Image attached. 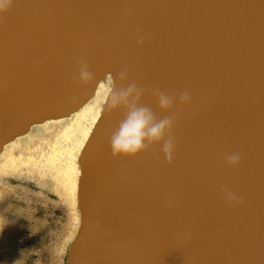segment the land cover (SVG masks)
I'll use <instances>...</instances> for the list:
<instances>
[{
  "label": "water",
  "instance_id": "obj_1",
  "mask_svg": "<svg viewBox=\"0 0 264 264\" xmlns=\"http://www.w3.org/2000/svg\"><path fill=\"white\" fill-rule=\"evenodd\" d=\"M108 80L66 264H264V0H13L0 17V155ZM130 85L134 106L173 120L171 164L162 145L113 157L129 108L111 98Z\"/></svg>",
  "mask_w": 264,
  "mask_h": 264
},
{
  "label": "bare ground",
  "instance_id": "obj_2",
  "mask_svg": "<svg viewBox=\"0 0 264 264\" xmlns=\"http://www.w3.org/2000/svg\"><path fill=\"white\" fill-rule=\"evenodd\" d=\"M111 88V80L102 82L93 99L81 110L68 118L33 126L27 134L7 144L0 155L1 175L18 179L48 177L54 182L51 192L73 217V225L68 227L64 239L66 244L73 243L80 225L77 208L81 175L79 158L101 116ZM38 184L42 186L43 183Z\"/></svg>",
  "mask_w": 264,
  "mask_h": 264
},
{
  "label": "rangeland",
  "instance_id": "obj_3",
  "mask_svg": "<svg viewBox=\"0 0 264 264\" xmlns=\"http://www.w3.org/2000/svg\"><path fill=\"white\" fill-rule=\"evenodd\" d=\"M53 184L48 177L0 174V264H66L73 217L51 192Z\"/></svg>",
  "mask_w": 264,
  "mask_h": 264
},
{
  "label": "clouds",
  "instance_id": "obj_4",
  "mask_svg": "<svg viewBox=\"0 0 264 264\" xmlns=\"http://www.w3.org/2000/svg\"><path fill=\"white\" fill-rule=\"evenodd\" d=\"M12 6L13 0H0V17L7 15ZM79 75L84 82L90 79V72L85 65L81 66ZM140 95L141 89L135 85H130L128 88L112 94L111 106L113 108L120 105L129 108L126 119L120 124L119 130L111 139L113 157L135 158L142 154L149 145H162L164 157L171 164L175 151V140L171 136L173 120L170 117L156 120L150 109L134 106L133 101L138 99ZM179 99L182 105L191 103V97L188 93H184ZM159 106L162 111L167 112L173 108L174 100L161 93ZM226 160L231 168H237L241 162L240 156L235 153L229 154ZM224 195L230 205L243 202L231 192H225Z\"/></svg>",
  "mask_w": 264,
  "mask_h": 264
}]
</instances>
